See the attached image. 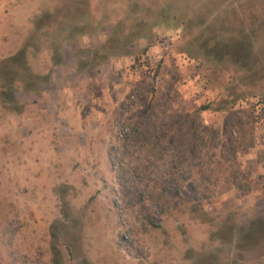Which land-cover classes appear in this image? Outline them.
I'll return each mask as SVG.
<instances>
[{
  "label": "rangeland",
  "instance_id": "obj_1",
  "mask_svg": "<svg viewBox=\"0 0 264 264\" xmlns=\"http://www.w3.org/2000/svg\"><path fill=\"white\" fill-rule=\"evenodd\" d=\"M248 20L264 0H0V62L26 53L0 88V264H264V109L208 70L210 32Z\"/></svg>",
  "mask_w": 264,
  "mask_h": 264
},
{
  "label": "trees",
  "instance_id": "obj_2",
  "mask_svg": "<svg viewBox=\"0 0 264 264\" xmlns=\"http://www.w3.org/2000/svg\"><path fill=\"white\" fill-rule=\"evenodd\" d=\"M225 25H221L223 27L221 30L216 28V35L210 32V66L208 68L210 70V88H216L220 93L219 95H221L223 90L230 92V96L234 95L232 98L234 99L233 104H243L256 99L258 100L257 104L262 105L264 109V58L261 64L258 58H254L256 48L259 45L264 47V21H260L255 32L253 30L254 22L248 20L247 29L245 28L241 33L237 31L238 35L233 34L230 37H226L225 33L220 34L230 24L226 23ZM208 46L206 45L204 50ZM258 57L262 58V56ZM21 69L26 70V53L24 50L0 62V88L4 98L8 95L6 88L17 83L16 79H18ZM216 73L217 75L215 76ZM227 73H232V82L224 84L220 74ZM31 75L32 73L27 72V77L25 76L28 80V87L26 86L28 92L35 85ZM213 77H217L219 80L214 79L215 81H213ZM37 81L41 80L38 79ZM23 83L25 84V80ZM241 87L244 89L241 90ZM250 90L261 92H248ZM221 104L222 109H226L223 100ZM203 109L206 110L208 108L204 107ZM253 232V230L248 232V238L253 237L251 235L255 234ZM248 243H250V240L245 245H248Z\"/></svg>",
  "mask_w": 264,
  "mask_h": 264
},
{
  "label": "crops",
  "instance_id": "obj_3",
  "mask_svg": "<svg viewBox=\"0 0 264 264\" xmlns=\"http://www.w3.org/2000/svg\"><path fill=\"white\" fill-rule=\"evenodd\" d=\"M64 69H65L66 71H69V70L74 69V68H73V66H72V68H68V67L65 68V65H64ZM74 70H76V68H75ZM57 106H58V103H57ZM59 107L61 108L60 110H62L63 107H62V104H61V103H59ZM54 117H55L56 120L61 119V118L63 117V116H62V112H61L60 114H56Z\"/></svg>",
  "mask_w": 264,
  "mask_h": 264
},
{
  "label": "built area",
  "instance_id": "obj_4",
  "mask_svg": "<svg viewBox=\"0 0 264 264\" xmlns=\"http://www.w3.org/2000/svg\"><path fill=\"white\" fill-rule=\"evenodd\" d=\"M122 131H124V130H122Z\"/></svg>",
  "mask_w": 264,
  "mask_h": 264
}]
</instances>
